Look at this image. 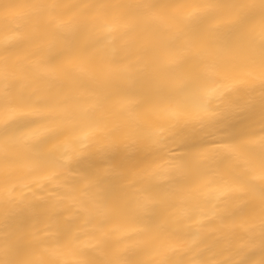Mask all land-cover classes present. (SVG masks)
Returning <instances> with one entry per match:
<instances>
[{
	"label": "clouds",
	"instance_id": "9594fccd",
	"mask_svg": "<svg viewBox=\"0 0 264 264\" xmlns=\"http://www.w3.org/2000/svg\"><path fill=\"white\" fill-rule=\"evenodd\" d=\"M205 2L56 0L63 5L57 11L76 25L71 34L58 35L44 25L43 10L37 9L21 29L27 39L12 49H0V79L6 73L16 77L7 81V90L12 97H24L14 100L18 106L23 107L39 86L31 62L41 57L62 70L53 95L80 102L95 95L100 100L85 119L73 111L67 118L25 115L5 124L6 101L0 97V264H108L114 256L123 264H264V202L253 195L264 191V178L250 180V187L227 194L219 203L193 191L208 176L240 179L228 167L227 154L213 163L195 162V154L202 150L238 144L248 157L264 156L259 145L244 143L264 136V77L219 97L202 95V90L246 72L264 73V0H244L254 6L225 28L231 51L194 53L167 67L160 63L159 42L179 46L182 38L170 36L163 25L138 23L132 36L103 32L114 15L131 19L149 11L179 25L182 11ZM47 3L0 0V36L7 30L13 6ZM35 23L40 27L32 32ZM146 37L149 43L144 42ZM108 39L115 51L105 47ZM49 40L60 43L48 51ZM69 56L84 61L91 75L76 73L67 63ZM209 62L216 65L215 77L204 71ZM107 63L127 66L128 72L105 77ZM25 82L31 87L22 89ZM122 99L130 103L121 106ZM201 102L206 103V112L198 110ZM167 106L176 107L179 115L167 116L162 110ZM87 127L95 130L81 141L80 133ZM33 129L47 131L31 151L7 143L10 135ZM32 159L35 165L26 167ZM168 161L182 163L185 171L173 172L162 182L149 175ZM189 192L191 198H186ZM166 193L170 195L162 199ZM143 195L153 201L147 210L136 206ZM213 205L214 215L209 213ZM184 209L188 215H182ZM125 222L141 230L125 237L112 233L97 247L83 243ZM167 241L174 247L160 256L157 250ZM98 247H103V254Z\"/></svg>",
	"mask_w": 264,
	"mask_h": 264
},
{
	"label": "snow or ice",
	"instance_id": "6c2138e0",
	"mask_svg": "<svg viewBox=\"0 0 264 264\" xmlns=\"http://www.w3.org/2000/svg\"><path fill=\"white\" fill-rule=\"evenodd\" d=\"M254 5L244 2V0H206L203 5L187 8L180 13L181 20L179 25L169 24L166 22L165 17L161 16L158 12L149 11L147 13H141L137 17L131 19H122L119 15H114L110 21L105 22L103 26V32L106 35L120 32L122 34H129L132 36L135 32L136 25L142 23L145 26H158L163 25L168 29L170 36L180 35L182 43L179 46H172L167 40L159 42V48L161 50L160 63L167 67L178 64L184 57L191 54H199L201 56H207L211 52L225 53L232 50V46L224 38L225 28L232 23L238 22L244 12ZM63 7L56 3V0H49V3L44 5H15L9 12V22L7 30L4 35L0 36V49L8 50L14 48L19 42L27 39L25 32L21 31L25 19L34 15L37 9L43 10V23L46 26H51L56 33L59 34H71L76 25L74 23H68L63 16L57 11ZM87 7V6H84ZM145 8L150 6L145 5ZM178 9L184 6H177ZM264 7V5H261ZM39 23H35L32 26V32L39 30ZM261 39H264V34L261 35ZM145 43H149L148 37L145 38ZM60 43L57 40H49L46 44V49L51 51ZM105 47L109 51H115L112 47V39H108ZM67 63L71 66L76 73L81 77L91 75L84 61L74 60L69 56ZM32 72L38 78L39 86L33 90V93L27 99V103L20 107L14 100H23L24 97L17 94L16 97L8 92L9 79H15L13 74H4L0 79V97H3L6 101L5 104V118L4 123L18 120L22 116L39 117L49 113L59 115L67 118L71 112L75 111L82 119H85L90 110L94 109L100 102L99 98L95 95H90L89 98L80 102L79 100L69 101L65 96L61 94L53 95L52 87L60 79L62 70L60 67L47 62L45 57L33 60L31 62ZM204 71L209 77H215L218 75L216 65L213 62L206 63L204 65ZM127 66H113L111 63L104 65L103 74L105 77H109L114 73H127ZM264 77V73L257 75L254 72H246L241 78H232L226 80L222 85L206 88L202 90L204 97H219L230 88L237 85L244 84L250 80L260 79ZM178 85L182 84V81L176 82ZM31 87V82H25L21 85V88ZM121 106H124L130 101L128 99H122L119 101ZM199 111L206 112L207 105L205 102L197 104ZM167 116L177 117L179 112L174 106H167L162 109ZM95 129L91 127L84 128L79 136L81 141H87V139L93 134ZM47 129H33L26 133L12 134L8 137L7 143L11 145H17L25 151H31L34 142L39 138L41 134ZM244 143H255L264 149V136L249 139ZM227 154L230 157L228 167L235 170L240 179L230 181L216 180L211 176L205 177L198 189L201 195L206 198H211L213 201L219 203L229 193H236L243 191L246 187H250L249 181L252 179L259 180L264 178V156L259 159L248 157L242 152L241 146L238 144H225L219 146L218 149H206L195 154L194 161L199 162H215L217 156ZM36 161L34 159L27 160L25 162L26 167H33ZM185 167L182 163L176 161H168L165 166H158L155 169L150 170L149 175L157 181H165L169 175L173 172L183 173ZM170 194H164L162 199H167ZM254 197L264 202V191H253ZM186 198H191V192L186 194ZM241 201H235L234 203H240ZM153 203L149 195H143L136 200V206L139 209L147 210ZM217 209L215 205L209 209L210 214H216ZM189 210H182V215H188ZM241 228L244 225H240ZM141 228L134 223H120L116 224L111 233L101 232L100 237L86 240L83 243L87 246L97 247L103 244L105 239L111 238V234L115 233L119 237H125L130 232L139 231ZM174 247V244L170 241L162 242L160 248L157 250L160 256H164ZM100 254H103V247H98ZM108 264H123V260L119 256L112 257Z\"/></svg>",
	"mask_w": 264,
	"mask_h": 264
}]
</instances>
